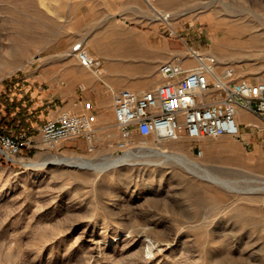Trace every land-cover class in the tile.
Instances as JSON below:
<instances>
[{
    "label": "rangeland",
    "instance_id": "obj_1",
    "mask_svg": "<svg viewBox=\"0 0 264 264\" xmlns=\"http://www.w3.org/2000/svg\"><path fill=\"white\" fill-rule=\"evenodd\" d=\"M153 3L158 11L147 0H0V117L27 96L38 65L54 79L62 63L78 61L76 42L101 59L107 77L102 56L115 45L102 40L131 37L132 26L156 27L150 38L164 44V63L191 45L238 77L264 81V0ZM160 12L170 13L169 24ZM230 27L225 51L214 48ZM152 68L129 65L134 86L125 87L162 81ZM248 130L251 139L181 142L134 134L120 149L117 124L106 123L92 151L72 138L47 147L33 131L34 147L14 160L0 154V264H264V130ZM64 155L94 162L69 164Z\"/></svg>",
    "mask_w": 264,
    "mask_h": 264
},
{
    "label": "built area",
    "instance_id": "obj_2",
    "mask_svg": "<svg viewBox=\"0 0 264 264\" xmlns=\"http://www.w3.org/2000/svg\"><path fill=\"white\" fill-rule=\"evenodd\" d=\"M170 34L180 37L173 28ZM72 54L96 75L106 73L101 59L90 54L82 41L73 44ZM159 73L162 81L150 88L125 87L115 94V119L122 136L120 149L129 147L134 134L173 140L184 135L196 140L223 135L242 138L240 108L256 114L263 126H254L264 130V81L238 77L234 66L191 45L184 55L160 65ZM96 120L92 112L63 111L41 125V141L56 148L67 139L83 136L92 151ZM34 146V137L28 130L9 132L0 118V154L5 159L14 160ZM196 151L202 153L199 148Z\"/></svg>",
    "mask_w": 264,
    "mask_h": 264
},
{
    "label": "crops",
    "instance_id": "obj_3",
    "mask_svg": "<svg viewBox=\"0 0 264 264\" xmlns=\"http://www.w3.org/2000/svg\"><path fill=\"white\" fill-rule=\"evenodd\" d=\"M133 27L129 29L131 37L118 36L113 39L114 41L104 43L108 46L115 45L110 47L109 55L102 56L110 67V73L105 78L86 69L79 61L62 63L54 79H50L41 65H38V68L29 73V88L25 91L27 96L20 97L18 99L20 102L7 108L0 117L5 129L9 132L25 129L32 134L33 131L40 130L46 120L56 118L66 110L76 113H95L97 119L95 137L96 131L106 123H116L115 94L125 86H134L132 71L127 70L129 65H151L153 68L150 73L154 74L152 80L158 81L162 78L159 77L161 75L158 73V67L165 61V47L163 43L153 42L150 38L151 33L155 36L158 34L156 27L152 30H144L140 27L133 29ZM183 49H178V52L181 53ZM143 73L144 71L141 72ZM53 80L55 83L50 84L49 87L44 85ZM54 99H59L60 104L54 105ZM238 119L241 123L242 137L246 136L248 139L255 136L254 131L248 128L252 129L254 125H259L257 120L262 122L256 114L242 108L238 111ZM72 139L86 141L83 136Z\"/></svg>",
    "mask_w": 264,
    "mask_h": 264
},
{
    "label": "bare ground",
    "instance_id": "obj_4",
    "mask_svg": "<svg viewBox=\"0 0 264 264\" xmlns=\"http://www.w3.org/2000/svg\"><path fill=\"white\" fill-rule=\"evenodd\" d=\"M147 2H148V4L150 5V7L154 10V11H158V8H157V6L153 3V0H147ZM160 14H161V17H162V19H164V20H166V22L167 23H169V20H170V13H167V12H164V13H162V12H160ZM243 21H245V20H243ZM243 21H240L239 23H242ZM214 26H218L219 24H220V22H218V21H214L213 23H212ZM242 25V24H241ZM239 26V25H238ZM237 26V27H238ZM244 27V26H243ZM239 28H240V26H239ZM250 28V27H249ZM240 29H242V27L240 28ZM239 29V30H240ZM258 33V32H257ZM233 34V30H232V28L230 27L229 29H227L226 31H225V33H224V37L221 39H218V40H216L215 42H214V48H216V49H219V50H222V51H225V49L227 48L226 47V41L228 40V39H230V38H232V35ZM258 35V34H257ZM256 35H255V33H254V35H252L251 37H255ZM260 36V35H259ZM262 37V36H261ZM114 38H112V39H109V40H106L105 38H104V40H102V43L104 44V43H109V42H112V41H114L113 40ZM233 39V38H232ZM258 39H260L261 40V38H258ZM83 41V40H82ZM213 51V50H212ZM216 51H214V53H215ZM90 53V52H89ZM217 53V52H216ZM220 53V52H219ZM92 54V53H91ZM218 54V53H217ZM217 57H218V55H216ZM219 58V57H218ZM108 67V66H107ZM109 68V67H108ZM107 69V68H106ZM182 141V138L180 139V142ZM160 150V149H159ZM163 153L165 152V151H162ZM133 153V151H130V150H127V151H125L124 152V154H122V155H119V156H116L117 157V160H123L125 157H127V156H130L131 154ZM109 159V158H108ZM60 160H63V161H65V162H67V163H69V164H75V165H81V166H85V165H90V164H92L93 162H94V159L93 158H90V157H85V156H66V155H64ZM29 163H32V164H36L35 162H29ZM197 165H198V163L197 162H195Z\"/></svg>",
    "mask_w": 264,
    "mask_h": 264
}]
</instances>
